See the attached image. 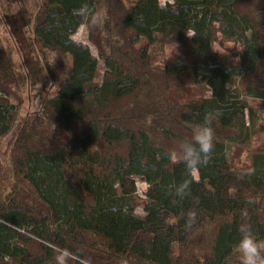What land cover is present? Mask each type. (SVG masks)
Returning a JSON list of instances; mask_svg holds the SVG:
<instances>
[{
	"label": "trees",
	"instance_id": "1",
	"mask_svg": "<svg viewBox=\"0 0 264 264\" xmlns=\"http://www.w3.org/2000/svg\"><path fill=\"white\" fill-rule=\"evenodd\" d=\"M11 1L20 25L32 23L56 90L14 142L22 183L0 192V264H57L56 249L71 251L67 264H238L240 223L264 240V142L246 167L229 150L251 144L264 119V0H44L31 13L25 0ZM85 6L103 22L77 15ZM82 24L104 61L100 82L96 57L71 38ZM216 32L239 51L220 55ZM142 39L174 53L155 66L150 49L137 46ZM29 73L0 40V138ZM187 83L206 85L210 96H181ZM207 112L216 113L214 147L194 178L170 159L169 141L189 137L181 129ZM131 176L148 183L144 215L134 212Z\"/></svg>",
	"mask_w": 264,
	"mask_h": 264
},
{
	"label": "rangeland",
	"instance_id": "2",
	"mask_svg": "<svg viewBox=\"0 0 264 264\" xmlns=\"http://www.w3.org/2000/svg\"><path fill=\"white\" fill-rule=\"evenodd\" d=\"M42 1L44 0H25L24 3L26 2L28 11L31 13L37 9V6H39ZM133 1L134 0H124L126 5H130ZM159 1L161 4L172 2V0ZM17 5L18 4L12 3L11 0H0V40L3 44L11 47L14 59L18 62L21 61V57L24 59L25 65L28 69L30 68V73L28 77L29 83L25 82L24 85L15 89L20 104L11 129L6 135L0 138V192L3 194H8L7 192L13 189L14 185L18 187L19 183H22L18 177L14 176L11 162L14 142L22 122L30 118L33 113L39 111L45 98L54 95L56 90L49 77L48 71L45 69V60L40 57L32 42V23H29L27 27H22L20 25V17L14 13ZM11 32H14L16 42L11 36ZM71 38L87 45L91 54L96 57L97 67L94 81L100 82L105 69L104 61L99 57L95 45L88 37V28L86 24L80 25ZM106 40L110 39L107 38ZM137 46H147L150 49L152 56H155V60H153V65L155 66H159L166 58H169L174 53V49L169 46L163 48L159 45L157 49L152 50L151 48L154 46H148L143 39ZM212 46L220 55L225 57H230L232 53L240 49L239 44L230 39H224L218 32L214 35ZM49 61L52 62V55H50ZM35 70H37V72L34 74ZM236 83L237 79L235 81V84ZM178 89V94L189 97L190 99H197L202 95L206 97L210 96L209 88L206 85L199 86L187 83L186 85L180 84ZM10 101L16 103V99L13 97L10 98ZM257 124L258 129H256L252 137L251 144L248 146L230 145L231 148L229 150L231 152L233 164L239 166V168L248 166L250 151L264 142V119L258 121ZM259 125L262 126L261 130H259ZM181 132L184 135L191 136V131L181 129ZM156 137H162L158 131L156 132ZM178 143L179 141L177 139L169 141V145H171L173 150L176 149ZM193 176L194 178L198 177L196 170L193 172ZM130 180L133 187L131 196L137 203L134 212L138 215H144L142 204L147 197L146 191L148 183L143 176H131Z\"/></svg>",
	"mask_w": 264,
	"mask_h": 264
},
{
	"label": "clouds",
	"instance_id": "3",
	"mask_svg": "<svg viewBox=\"0 0 264 264\" xmlns=\"http://www.w3.org/2000/svg\"><path fill=\"white\" fill-rule=\"evenodd\" d=\"M77 15L88 17L91 25L95 26L103 22V17L98 12L93 14L88 7H81ZM216 113H205L202 122L195 124L191 130V136L182 138L175 150L169 152V157L174 163H183L191 175L199 166L207 163L213 147L214 132L212 122ZM190 180L175 185L177 196L183 197L189 188ZM189 219L195 218V212L188 213ZM238 237L235 242L238 264H264V240L258 238L252 226L248 223H240L237 228ZM57 264H67L72 258L68 249H56Z\"/></svg>",
	"mask_w": 264,
	"mask_h": 264
}]
</instances>
